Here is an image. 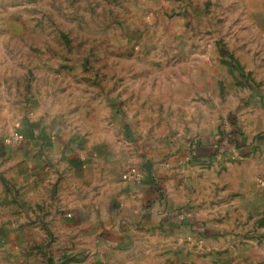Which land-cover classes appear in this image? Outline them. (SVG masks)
<instances>
[{
	"label": "rangeland",
	"instance_id": "obj_1",
	"mask_svg": "<svg viewBox=\"0 0 264 264\" xmlns=\"http://www.w3.org/2000/svg\"><path fill=\"white\" fill-rule=\"evenodd\" d=\"M30 121L94 129L122 162L186 154L175 240L124 264H264V0H0V135ZM53 239L0 243V264H57Z\"/></svg>",
	"mask_w": 264,
	"mask_h": 264
},
{
	"label": "crops",
	"instance_id": "obj_2",
	"mask_svg": "<svg viewBox=\"0 0 264 264\" xmlns=\"http://www.w3.org/2000/svg\"><path fill=\"white\" fill-rule=\"evenodd\" d=\"M30 123L19 144L0 135V243L52 235L66 255L57 264H124L145 237L166 230L175 240L172 217L186 154L168 160V170L154 152L136 156L126 148L122 162L118 149L112 157L106 151L113 140L96 139L94 129L74 126L75 134L66 135L64 126ZM96 128L105 134L111 126ZM210 150L209 142L198 155L206 160ZM144 157L149 161L138 160Z\"/></svg>",
	"mask_w": 264,
	"mask_h": 264
},
{
	"label": "trees",
	"instance_id": "obj_3",
	"mask_svg": "<svg viewBox=\"0 0 264 264\" xmlns=\"http://www.w3.org/2000/svg\"><path fill=\"white\" fill-rule=\"evenodd\" d=\"M231 123L234 124V122L231 120ZM232 135L234 136V142L237 148H240L243 143H245V138L240 132L231 131ZM225 145V142L223 140H217L213 144H211V150L207 154L208 159L215 158L217 156V152L214 150V147L221 148Z\"/></svg>",
	"mask_w": 264,
	"mask_h": 264
},
{
	"label": "built area",
	"instance_id": "obj_4",
	"mask_svg": "<svg viewBox=\"0 0 264 264\" xmlns=\"http://www.w3.org/2000/svg\"><path fill=\"white\" fill-rule=\"evenodd\" d=\"M12 142L19 144L21 141H23V137L21 135H16L11 138Z\"/></svg>",
	"mask_w": 264,
	"mask_h": 264
}]
</instances>
